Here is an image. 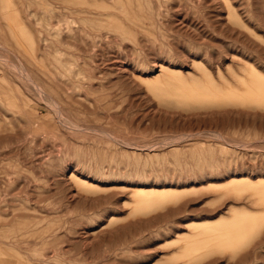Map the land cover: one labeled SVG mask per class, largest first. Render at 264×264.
Listing matches in <instances>:
<instances>
[{
	"label": "rangeland",
	"instance_id": "obj_1",
	"mask_svg": "<svg viewBox=\"0 0 264 264\" xmlns=\"http://www.w3.org/2000/svg\"><path fill=\"white\" fill-rule=\"evenodd\" d=\"M0 264H264V0H0Z\"/></svg>",
	"mask_w": 264,
	"mask_h": 264
},
{
	"label": "bare ground",
	"instance_id": "obj_2",
	"mask_svg": "<svg viewBox=\"0 0 264 264\" xmlns=\"http://www.w3.org/2000/svg\"><path fill=\"white\" fill-rule=\"evenodd\" d=\"M245 182H246V181H245ZM227 183H228V182H227ZM247 183H248V182H247ZM258 183H259V185H258L257 183H256V184H257L258 186H260V182H258ZM251 185H252V183H251ZM251 185H250V187H251ZM254 185H255V184H254ZM257 185H256V189H257ZM246 186H247V185H246ZM248 187H249V186H248ZM254 187H255V186H254ZM251 189H252V188H251ZM253 189H254V188H253ZM163 190L165 191V189H163ZM167 190H168V189H167ZM172 190H173V189H171V191H172ZM230 190H231V189H230ZM152 191H154V190H152ZM156 191H158V190H156ZM156 191H155V192H156ZM169 191H170V190H169ZM174 191H176V190H173V192H174ZM139 192H141V191H139ZM160 192H162V191H160ZM228 192H229V191H228ZM137 193H138V192H137ZM177 193H178V192H177ZM238 193H239V192H238ZM145 194H146V193H145ZM148 194H149V193H148ZM152 194H153V193H152ZM156 194H157V193H156ZM161 194H162V193H161ZM174 194H175V193H174ZM139 195H140V194H139ZM165 195H166V194H165ZM155 196H156V195H155ZM158 196H159V195H158ZM178 196H179V195H178ZM182 196H183V195H182ZM166 197H167V196H166ZM166 197H165V198H166ZM176 199H177V198H176ZM140 200H141V199H140ZM154 200H155V199H154ZM156 200H157V199H156ZM179 200H180V199H179ZM138 202H139V201H138ZM141 202H142V201H141ZM142 203H143V202H142ZM164 203H165V202H164ZM143 204H144V203H143ZM148 205H149V203H148ZM231 213H232V212H231ZM231 213H230V214H231ZM232 215H233V214H232ZM235 215H236V214H235ZM229 217H230V216H229ZM230 218H234V217L231 216ZM220 222H222V221H220ZM217 223H218V222H217ZM223 223H224V222H222V224H223ZM218 224H219V223H218ZM222 224H220V225H222ZM215 225H216V224H215ZM206 227H207V226H206ZM219 229H220V228H219ZM219 229H218V230H219ZM193 230H194V229H193ZM197 230H198V229H197ZM213 230H214V229H213ZM195 231H196V230H195ZM198 231H199V230H198ZM220 231H221V230H220ZM223 231L225 232V229H223L221 232H223ZM193 233H194V232H193ZM200 233H201V232H200ZM228 234H229V233H228ZM196 235H197V232H196ZM235 236H236V234H235ZM237 236H238V235H237ZM207 242H209V241H207ZM205 244L208 245V243H205ZM211 244H212V243H211ZM195 245H196V243H195ZM200 246H201V245H200ZM202 248H203V246H202ZM185 250H186V249H185ZM195 251H197V250H195Z\"/></svg>",
	"mask_w": 264,
	"mask_h": 264
}]
</instances>
